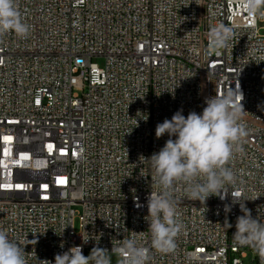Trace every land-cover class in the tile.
<instances>
[{"label": "built area", "instance_id": "built-area-1", "mask_svg": "<svg viewBox=\"0 0 264 264\" xmlns=\"http://www.w3.org/2000/svg\"><path fill=\"white\" fill-rule=\"evenodd\" d=\"M17 6L30 31L0 36V228L37 240L24 247L27 264H54L77 245L85 256L106 249L120 264L112 249L132 237L149 248L148 264H243L247 252L251 264H264L233 238L239 204L224 211L231 191L242 189L253 217H264V36L257 26L264 13L249 15L242 0ZM221 23L233 35L217 52L209 31ZM238 83L248 135L229 164L237 184L225 199L205 203L178 191L184 227L173 252H157L145 217L147 198L159 189L144 158L169 137L156 138V126L181 109L185 117L202 113L206 98Z\"/></svg>", "mask_w": 264, "mask_h": 264}, {"label": "clouds", "instance_id": "clouds-1", "mask_svg": "<svg viewBox=\"0 0 264 264\" xmlns=\"http://www.w3.org/2000/svg\"><path fill=\"white\" fill-rule=\"evenodd\" d=\"M242 4L249 15H255L264 7V0H242ZM29 31L30 26L24 22L17 0H0V36L14 32L25 38ZM232 35L233 29L224 23L212 27L209 31L212 50L218 52L226 47ZM243 99L238 83L235 89L228 87L223 94L206 98L202 113L191 111L185 117L181 109L171 119L157 124L156 138L165 134L169 138L158 152L143 157L150 167L152 185L159 189L148 196L145 217L149 223L151 248L157 252H173L176 237L184 227L177 212L178 191L182 190L190 200L205 203L211 196L225 199L228 190L237 184L236 173L229 164L237 153H242L248 135L242 121ZM241 192L242 189L231 191L232 202L224 206L225 213H229L239 204L243 213L236 218L233 238L241 246H251L264 260V217L259 214L253 217L245 204L248 199L242 200ZM87 241L84 239V243ZM36 243V239L26 237V241H21L11 237L8 231L0 228V264H27L24 247ZM60 247L63 248V244ZM112 251L121 256L120 264H148L150 259L149 248L142 246L135 237L123 238ZM108 253L97 246L85 256L82 246H72L56 254L54 264H110ZM42 262L52 264L48 260Z\"/></svg>", "mask_w": 264, "mask_h": 264}, {"label": "rangeland", "instance_id": "rangeland-1", "mask_svg": "<svg viewBox=\"0 0 264 264\" xmlns=\"http://www.w3.org/2000/svg\"><path fill=\"white\" fill-rule=\"evenodd\" d=\"M261 12L264 13V7L261 8L260 13ZM257 26L262 28V29L259 30V34L264 36V18L261 19V21H259L257 23ZM92 61L99 68H102L104 66V60L102 58H100V57L93 58ZM73 210L75 211L74 228L77 231L78 230V225H79L78 218H77L78 213H79V208L78 207H74ZM108 256L110 258V264H118L119 263L120 260H119V257L116 254L109 253ZM252 257H253L252 254L250 252H247L246 256L242 259L243 264H251Z\"/></svg>", "mask_w": 264, "mask_h": 264}, {"label": "snow or ice", "instance_id": "snow-or-ice-1", "mask_svg": "<svg viewBox=\"0 0 264 264\" xmlns=\"http://www.w3.org/2000/svg\"><path fill=\"white\" fill-rule=\"evenodd\" d=\"M58 182H60V183H63V180H62V179H60V180H58ZM17 187H22V186H20V185H17Z\"/></svg>", "mask_w": 264, "mask_h": 264}]
</instances>
